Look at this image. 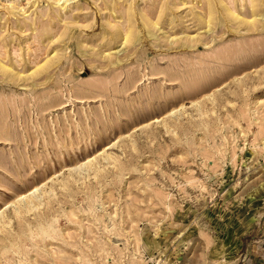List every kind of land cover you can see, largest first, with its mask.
I'll return each instance as SVG.
<instances>
[{
	"label": "rangeland",
	"instance_id": "374dc122",
	"mask_svg": "<svg viewBox=\"0 0 264 264\" xmlns=\"http://www.w3.org/2000/svg\"><path fill=\"white\" fill-rule=\"evenodd\" d=\"M68 4L0 0V264H264V0Z\"/></svg>",
	"mask_w": 264,
	"mask_h": 264
},
{
	"label": "bare ground",
	"instance_id": "6f19581e",
	"mask_svg": "<svg viewBox=\"0 0 264 264\" xmlns=\"http://www.w3.org/2000/svg\"><path fill=\"white\" fill-rule=\"evenodd\" d=\"M29 1H33V0H29ZM37 1V0H36ZM51 3H52V5L54 6V7H59V8H61L62 10H64V9H66L68 6H69V0H49ZM110 3H112V2H110ZM119 3V2H118ZM114 4V3H113ZM23 5V4H22ZM111 5V4H110ZM112 6V5H111ZM117 6V5H116ZM116 6H113V8L116 10ZM135 6V5H134ZM5 7L7 8V10H8V12L11 14V13H13V11H15V12H17V13H20V14H23L24 16H27V12H26V7L25 6H20V5H18V4H16V3H14V2H9V3H7V4H5ZM230 7H231V5H230ZM110 8L111 7H109V10H110ZM112 8V9H113ZM26 9V10H25ZM54 9V8H53ZM111 9V10H112ZM231 9H233L232 7H231ZM145 10V9H144ZM7 12V13H8ZM209 12H210V10H209ZM255 12H257V11H255ZM6 13V14H7ZM112 13V12H111ZM147 13V12H146ZM145 13V14H146ZM211 13V12H210ZM212 14V13H211ZM256 14H258V13H256ZM214 14H212V16H213ZM255 15V14H254ZM57 16V15H56ZM114 16V15H113ZM130 18V17H129ZM143 18H145V17H143ZM145 20H147L148 21V19H146L145 18ZM151 20V19H150ZM211 20V19H210ZM147 21H145V22H147ZM208 22H209V20H208ZM112 23V22H111ZM148 23V22H147ZM147 23H145V24H147ZM151 23H152V21H151ZM210 23V22H209ZM113 24V23H112ZM149 25H152V24H149ZM156 25V24H155ZM159 25V24H158ZM115 26V25H114ZM120 26V25H119ZM128 26H130V25H128ZM209 25L207 24V27H208ZM50 27L51 26H49V30H51L50 29ZM117 27V26H116ZM121 27V26H120ZM52 28V27H51ZM123 28V27H122ZM122 28H121V30H122ZM155 28V27H154ZM157 28V32H158V30L160 29L159 28V26L158 27H156ZM211 28V27H210ZM209 28V29H210ZM46 29H48V28H46ZM115 29H119V31H121L120 30V28H115ZM125 30V29H124ZM133 30V29H132ZM152 30H155V29H152ZM161 30H163V29H161ZM118 30H117V32H119ZM45 33H46V31H45ZM123 34L124 35V33L123 32H120V34ZM127 33L128 32H126V34L125 35H127ZM131 33V32H130ZM116 34H118V37H120L119 35V33H116ZM150 35V34H149ZM117 36V35H116ZM131 36V35H130ZM50 38H52V37H50ZM123 38H126L127 40H129L128 39V35L126 36V37H123ZM154 39V38H153ZM124 40V39H123ZM119 42V41H118ZM121 43H122V39H121V41H120ZM128 44H129V42H128ZM125 45V44H124ZM81 49V48H80ZM122 49V48H121ZM125 49V48H124ZM123 49V50H124ZM83 50H85V48H83ZM119 50V49H118ZM85 51H87V50H85ZM105 51V50H104ZM117 51V50H116ZM120 51H122V50H120ZM112 53L114 52V51H111ZM119 52V51H118ZM115 53V52H114ZM53 56V55H52ZM104 56V55H103ZM35 62H37V61H35ZM119 62H121V60H119ZM37 65V64H36ZM47 65V64H46ZM38 66V65H37ZM36 66V68H38ZM42 66V65H41ZM17 67H18V65H17ZM23 68V67H22ZM47 68V67H46ZM45 68V69H46ZM3 70V69H2ZM18 70H19V68H18ZM30 70H32V69H30ZM34 70V69H33ZM29 71V70H28ZM7 72H8V70H7ZM6 73V72H5ZM8 73H10V72H8ZM12 73V72H11ZM21 73V72H20ZM24 73V72H23ZM26 73V72H25ZM28 73V72H27ZM13 76V74H11V77ZM16 77V76H15ZM34 77V76H33ZM17 79H19V78H17ZM26 80V79H25ZM17 81V80H16ZM20 81V80H19ZM106 149V148H105ZM96 159V158H95ZM90 160V159H89ZM92 161H93V159H92ZM91 161V162H92ZM91 162H89V163H91ZM79 165V164H78ZM72 167H74V166H72ZM71 168V167H70ZM69 167H68V169H70ZM75 168V167H74ZM73 169V168H72ZM47 180V179H46ZM45 180V181H46ZM44 181V182H45ZM51 181V180H50ZM47 182V181H46ZM45 182V183H46ZM42 183V182H41ZM45 185V184H44ZM43 185V186H44ZM41 187L38 185V186H33V188H30L28 191H26V192H24V193H19V194H17V198H18V201L19 202H21V200H22V202H23V200H25L26 201V203L28 204V202H31L30 201V199L31 200H34V198H36L37 196H36V192H39ZM205 190V189H204ZM17 198H14V200L15 199H17ZM27 200H28V202H27ZM16 201V200H15ZM15 201H12V203H14ZM9 203H11V202H9ZM15 203H17V202H15ZM30 204V203H29ZM31 204H32V202H31ZM6 205V204H5ZM12 205V204H11ZM14 205V204H13ZM32 206V205H31ZM28 208H30V207H28ZM5 213V212H4ZM3 214V213H2ZM1 215V214H0ZM2 216V215H1Z\"/></svg>",
	"mask_w": 264,
	"mask_h": 264
}]
</instances>
